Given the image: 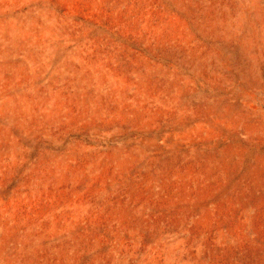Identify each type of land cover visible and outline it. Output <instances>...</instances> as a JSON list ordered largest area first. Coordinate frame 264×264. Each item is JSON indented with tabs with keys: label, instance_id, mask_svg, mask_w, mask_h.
I'll return each mask as SVG.
<instances>
[{
	"label": "rangeland",
	"instance_id": "1",
	"mask_svg": "<svg viewBox=\"0 0 264 264\" xmlns=\"http://www.w3.org/2000/svg\"><path fill=\"white\" fill-rule=\"evenodd\" d=\"M0 264H264V0H0Z\"/></svg>",
	"mask_w": 264,
	"mask_h": 264
}]
</instances>
